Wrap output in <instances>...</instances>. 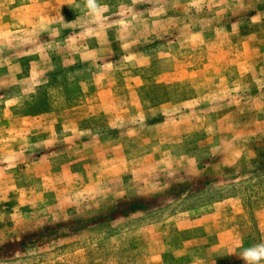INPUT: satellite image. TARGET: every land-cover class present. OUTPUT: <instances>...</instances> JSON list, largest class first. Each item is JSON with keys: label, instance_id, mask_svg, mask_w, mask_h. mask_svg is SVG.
<instances>
[{"label": "rangeland", "instance_id": "1", "mask_svg": "<svg viewBox=\"0 0 264 264\" xmlns=\"http://www.w3.org/2000/svg\"><path fill=\"white\" fill-rule=\"evenodd\" d=\"M0 0V264H243L264 241V0Z\"/></svg>", "mask_w": 264, "mask_h": 264}, {"label": "clouds", "instance_id": "2", "mask_svg": "<svg viewBox=\"0 0 264 264\" xmlns=\"http://www.w3.org/2000/svg\"><path fill=\"white\" fill-rule=\"evenodd\" d=\"M86 7L91 13H98L100 6L96 0H85ZM237 256L243 264H264V241L251 247L244 248Z\"/></svg>", "mask_w": 264, "mask_h": 264}]
</instances>
